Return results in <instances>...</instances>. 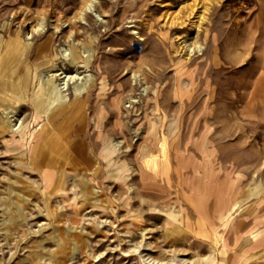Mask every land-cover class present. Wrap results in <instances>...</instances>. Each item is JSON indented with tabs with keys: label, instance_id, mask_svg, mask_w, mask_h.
Here are the masks:
<instances>
[{
	"label": "rangeland",
	"instance_id": "rangeland-1",
	"mask_svg": "<svg viewBox=\"0 0 264 264\" xmlns=\"http://www.w3.org/2000/svg\"><path fill=\"white\" fill-rule=\"evenodd\" d=\"M262 72L264 0H0V264H264Z\"/></svg>",
	"mask_w": 264,
	"mask_h": 264
},
{
	"label": "bare ground",
	"instance_id": "bare-ground-1",
	"mask_svg": "<svg viewBox=\"0 0 264 264\" xmlns=\"http://www.w3.org/2000/svg\"><path fill=\"white\" fill-rule=\"evenodd\" d=\"M184 5V8L187 9V12L185 13L184 15V18L179 21L178 19H173V21H171L169 24L170 25H183L185 22H187V20L190 19V17L194 14V10H197V8L193 6H189L188 4H183ZM191 5V4H190ZM198 5V4H197ZM199 8V7H198ZM202 8V7H201ZM199 8V9H201ZM82 11H89V10H92V4L89 3V1H87L83 8L81 9ZM204 11V10H203ZM195 16V15H194ZM196 19L197 21H192L193 22V25H196V28L199 29L200 28V23L203 21L204 17H203V12H201L200 14H198V16H196ZM175 20V21H174ZM189 23V22H188ZM192 25V26H193ZM182 27V26H181ZM188 27V26H187ZM38 30V29H37ZM187 42V41H186ZM183 44V43H182ZM186 45V44H185ZM23 46V45H22ZM21 47V46H20ZM190 47V46H189ZM188 47V48H189ZM186 48V47H185ZM80 51V50H79ZM76 54V53H75ZM74 55V54H73ZM88 57V56H87ZM87 59V63L85 64V66H87L90 62V56ZM76 60H72L70 61V63L74 64ZM75 73V71H74ZM77 74H72V73H69V72H64V71H59L57 73H55L53 76L55 77H58L60 80H63V82H61V85H59V88L58 87H55L53 88V90L55 91H58V90H61L64 88V86L62 85H65L67 81L69 80H73L75 78H77L76 76ZM81 77H78V79H80ZM253 78V77H252ZM86 87V84H80L79 88L81 89H84ZM256 89L252 92H249V91H246V95H249V100H248V104L250 105L252 102H254L255 100L257 99H260L262 101H264V72L260 73L259 75V79L257 80L256 82ZM252 89V88H251ZM262 93H260L261 91ZM246 105V104H245ZM16 131V130H15ZM17 133V132H16ZM258 158V157H256ZM233 163H234V156H231L229 157V164H228V170H227V181H226V184H227V189H226V194H227V198H228V201L229 202H232L234 199H235V192H234V189L232 188V185H231V179H232V167H233ZM235 164V163H234ZM20 165V164H19ZM23 165V164H22ZM236 170V169H235ZM238 200V199H237ZM243 200H240L238 201V203L242 202ZM231 213V212H229ZM237 216V215H236ZM231 218V217H230ZM228 219V218H227ZM264 242V236L262 237V239H260L257 244H262ZM263 247V246H262ZM206 258V262L207 264H214V261L213 259H211V256H207L205 257ZM155 260V259H154ZM164 260V259H163ZM152 261V260H151ZM160 261V259H159ZM162 261V260H161ZM198 261V260H197ZM200 261V260H199ZM156 262V260H155ZM153 262V263H155ZM201 262V261H200ZM155 264H165L164 262H156ZM171 264V263H169ZM187 264H196L194 261L192 260H188V263ZM204 264V263H203Z\"/></svg>",
	"mask_w": 264,
	"mask_h": 264
}]
</instances>
